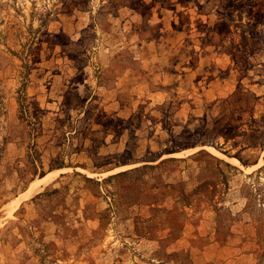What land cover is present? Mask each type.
Masks as SVG:
<instances>
[{
	"label": "rangeland",
	"instance_id": "1",
	"mask_svg": "<svg viewBox=\"0 0 264 264\" xmlns=\"http://www.w3.org/2000/svg\"><path fill=\"white\" fill-rule=\"evenodd\" d=\"M0 264H264V0H0Z\"/></svg>",
	"mask_w": 264,
	"mask_h": 264
}]
</instances>
